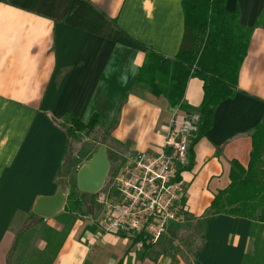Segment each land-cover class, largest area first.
<instances>
[{
    "label": "crops",
    "instance_id": "crops-1",
    "mask_svg": "<svg viewBox=\"0 0 264 264\" xmlns=\"http://www.w3.org/2000/svg\"><path fill=\"white\" fill-rule=\"evenodd\" d=\"M182 1L0 0V264H6L16 223L59 185L67 138L58 124L67 114L84 123L97 114L105 128L116 120L104 144L109 164L110 157L117 163L114 175L136 153L160 149L176 109L180 116L198 108L203 90L197 78L188 80L182 104L175 107L135 81L147 51L170 59L178 52ZM225 10L237 11L239 25L251 28L264 0H226ZM263 116L264 29L256 27L233 97L215 108L211 129L191 147L180 170L183 225L201 231L194 264H242L257 251L249 221L210 218L207 208L228 185L230 162L246 167L251 134ZM190 153L193 163L182 170ZM103 212L100 202L89 206L52 264H151L133 244L136 239L101 233ZM175 226L180 225L170 224L165 235ZM260 238L264 241V226ZM107 249H116V258Z\"/></svg>",
    "mask_w": 264,
    "mask_h": 264
},
{
    "label": "trees",
    "instance_id": "trees-1",
    "mask_svg": "<svg viewBox=\"0 0 264 264\" xmlns=\"http://www.w3.org/2000/svg\"><path fill=\"white\" fill-rule=\"evenodd\" d=\"M225 3L226 0H183V35L178 52L170 59L154 51H147L135 77V81L145 85L152 96L165 98L172 107L181 106L190 78L202 82L203 96L196 109L200 116L199 130L189 151L211 129L215 108L225 99L233 97L238 72L246 56L253 29H264V10L253 27L244 28L238 23V12L226 11ZM65 122L71 124V129L65 127ZM115 124L116 120L111 127L105 128V135ZM99 125L102 122L97 114H93L86 123L67 114L63 122L58 124L67 138L65 155L74 131L91 132ZM192 163L190 153L189 164L182 170L190 168ZM228 179L226 188L213 195L207 213L210 218L222 214L249 221V235L255 238L257 251L253 256L243 257L242 264H264V241L260 238L264 226V116L252 131L251 151L246 167L235 160L231 161ZM79 204L75 194L70 191L63 213L57 217L63 228L60 231L48 229L52 239L46 251L50 258L40 264H52L54 261L73 225L71 214ZM29 217L36 219V224L43 222V219L33 214ZM136 242L133 240V244ZM145 247L148 248V245Z\"/></svg>",
    "mask_w": 264,
    "mask_h": 264
},
{
    "label": "built area",
    "instance_id": "built-area-1",
    "mask_svg": "<svg viewBox=\"0 0 264 264\" xmlns=\"http://www.w3.org/2000/svg\"><path fill=\"white\" fill-rule=\"evenodd\" d=\"M200 116L196 110L172 113L160 149L139 152L112 176L108 190L99 198L104 207L99 223L102 234H121L139 246L155 245L170 224L183 225V191L180 170L197 136Z\"/></svg>",
    "mask_w": 264,
    "mask_h": 264
},
{
    "label": "rangeland",
    "instance_id": "rangeland-1",
    "mask_svg": "<svg viewBox=\"0 0 264 264\" xmlns=\"http://www.w3.org/2000/svg\"><path fill=\"white\" fill-rule=\"evenodd\" d=\"M101 126H96L91 132L74 131L73 136H70L68 151L58 176V184L67 189V195L72 191L80 203L77 210L71 214L73 223L85 216L89 212V206L98 203L99 198L107 192L110 178H112L117 164L110 157L108 174L102 189L97 194L90 196V194L77 190L76 173L78 169L88 161L100 144H105L106 129ZM65 127L71 129V124L65 122ZM57 217L43 220L40 224H36V219L30 217L16 223V229L13 231L9 250L5 256L6 264H28L29 262L36 264L49 259L50 254L46 248L52 238L47 231L48 229L60 231L63 228L61 220ZM168 232V235H164L156 245L148 246V248L141 246L142 250L140 248L137 250L142 251L143 258L151 264H160L166 258L172 260L170 264H175L174 259L176 258L185 264H194V258L201 243V231L185 224L175 226ZM19 235L21 236L19 237ZM163 245L165 246L162 249ZM157 247L158 249H156ZM116 249H107L111 258H116L118 252L115 251Z\"/></svg>",
    "mask_w": 264,
    "mask_h": 264
},
{
    "label": "water",
    "instance_id": "water-1",
    "mask_svg": "<svg viewBox=\"0 0 264 264\" xmlns=\"http://www.w3.org/2000/svg\"><path fill=\"white\" fill-rule=\"evenodd\" d=\"M106 147L100 144L87 162L76 173V187L81 193L97 194L105 182L109 170ZM67 189L58 185L50 196L38 197L32 207V213L43 220L53 219L63 213Z\"/></svg>",
    "mask_w": 264,
    "mask_h": 264
}]
</instances>
